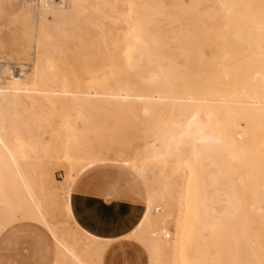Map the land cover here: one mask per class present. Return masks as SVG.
Listing matches in <instances>:
<instances>
[{
	"label": "bare ground",
	"instance_id": "bare-ground-1",
	"mask_svg": "<svg viewBox=\"0 0 264 264\" xmlns=\"http://www.w3.org/2000/svg\"><path fill=\"white\" fill-rule=\"evenodd\" d=\"M162 1L0 0V20L4 7L14 14L10 41L0 38V131H48L50 117L76 116L65 139L38 137L31 151L0 136V236L41 227L44 264L102 263L112 239L84 229L69 192L103 161L143 181L145 213L127 238L149 264H264V15H232L234 0H208L219 16H155L167 12ZM59 94L65 112L37 101ZM116 110L129 128L150 131L128 155L104 147L98 159L87 151L88 117Z\"/></svg>",
	"mask_w": 264,
	"mask_h": 264
},
{
	"label": "rangeland",
	"instance_id": "rangeland-1",
	"mask_svg": "<svg viewBox=\"0 0 264 264\" xmlns=\"http://www.w3.org/2000/svg\"><path fill=\"white\" fill-rule=\"evenodd\" d=\"M189 1V2H188ZM236 3L234 4V8L236 10L235 13H232V15H238V16H260L264 15V4H262L261 1L264 0H234ZM252 2V3H251ZM259 3L260 5H258ZM162 5L167 9V12L164 14H155V16H172L176 18H184V17H210V16H219L220 13L216 12L215 9L218 7L216 3H212L208 0H180V3L178 5H171L168 1L163 0ZM209 5V7H208ZM263 5V6H262ZM171 8H169V7ZM211 6V7H210ZM260 6V7H259ZM191 7V8H190ZM174 8V9H172ZM215 8V9H214ZM172 9V10H170ZM177 9V10H176ZM195 9V11H194ZM201 9V10H200ZM186 11L184 12L185 15H183V12L180 11ZM180 11V12H179ZM195 12V13H193ZM205 12V13H204ZM13 12L11 10H8L7 7H4L2 11V18L0 20V38L1 41L5 44H7L10 41L11 38V31L13 30L12 26H8V20H10V17H13ZM166 14V15H165ZM202 15V16H201ZM206 15V16H205ZM186 17V18H187ZM2 27V28H1ZM13 61V62H12ZM20 63L19 61H17ZM16 58H13L11 62H9V66L11 68V71L13 74H19V68L17 66ZM25 63V62H24ZM24 71L30 72L31 65L28 62L25 63ZM30 67V68H29ZM51 96V95H50ZM36 98H39L37 95ZM67 97L64 94H59L58 96H51V98H41L38 99L39 105L43 108L47 106L46 104L54 103L57 108H60L62 111L65 109L67 102ZM65 112V110H64ZM119 111L116 110L115 115H89L87 123L89 124L88 130L83 133L84 137L87 139L88 142V150L95 151L96 153L102 152L100 155H97L96 158L102 157L104 153V147L105 148H112V152H123V154L128 155L133 151V145L131 143H134L136 140L143 138L144 133H147L148 129H150L149 126L146 127H131L128 126V118L124 115L117 114ZM75 115H57L52 116L49 119L53 121V124L48 131H42L41 127L36 125H28L20 128L18 131H11V130H1L0 136L1 137H10L14 138L15 136L20 137L19 140L14 139L12 143L6 142V144L10 147L12 145L17 146L21 143H26L28 145V151H31V146H34L36 144V140L38 137H46L51 138L53 136H58L60 139H65L68 134L73 132L72 128L75 127L72 123L76 120ZM68 120V121H65ZM136 128V129H135ZM133 130V133L131 130ZM70 131V133H69ZM142 132V135H141ZM131 133V139L130 138ZM140 133V134H139ZM22 137V138H21ZM23 138H25L26 141H23ZM132 140V141H131ZM84 141V140H83ZM62 141L59 142V144ZM5 147L2 146L0 143V153L1 151H4ZM11 149V148H10ZM13 151H17V147L15 149L12 148ZM97 168H102L103 171L98 172V174L106 172L107 174H117L122 173L123 177L127 178L123 184H125L126 188L129 190L130 194L132 195V201L139 202L141 204V209L139 212V215L136 219L135 224L139 221L141 218L143 211H144V185L143 181L140 178H137L135 175L132 174L131 170L127 168L126 166L118 163V162H110V161H103L98 162L96 164H92L89 167L85 168L82 172L78 173L75 181L71 187V190L69 192V199L72 197V188L77 180L78 177L82 176L83 174L90 173L93 170H96ZM97 173V172H96ZM53 176L57 180L63 179L64 171L55 169L53 171ZM101 177H98V180L102 182L103 179H106V174L103 173V175H99ZM116 178L117 177H111ZM119 180V179H118ZM116 183V182H113ZM120 183V181H119ZM47 187L51 188L50 184L46 185ZM1 187V184H0ZM70 201V200H69ZM56 210V211H55ZM58 211V212H57ZM63 205L61 204V207L58 209L54 208L53 212L57 213H63ZM60 215V214H59ZM23 225L31 226V229H25V236L20 237L17 241H13V234L7 233L5 234L4 238V249L8 252L5 253L7 259L11 262V264H44L42 262L45 261V252H44V246L42 242H36L34 235H29L30 232L33 234H37L40 236H44L43 230L41 227L37 226L36 224H30V223H23ZM84 227V226H83ZM84 229L91 235L99 236L98 234L92 233L91 231L87 230L85 227ZM166 232L169 233V236L172 237V233L170 230H167ZM100 237V236H99ZM167 238L166 240L170 239ZM104 239L100 237V241H103ZM39 244V246H38ZM40 248V249H39ZM32 251L35 252V254H32ZM44 255V256H43ZM42 257V258H41ZM40 259V260H39ZM41 261V262H40ZM105 264H145V254L143 249L136 243L133 242H127L120 244L119 246L113 247L106 255L105 257Z\"/></svg>",
	"mask_w": 264,
	"mask_h": 264
},
{
	"label": "crops",
	"instance_id": "crops-1",
	"mask_svg": "<svg viewBox=\"0 0 264 264\" xmlns=\"http://www.w3.org/2000/svg\"><path fill=\"white\" fill-rule=\"evenodd\" d=\"M100 171H103V169L97 168L77 178L72 188V200L70 199L72 213L78 222L89 231L98 234L104 240H113V242L111 240L110 246L105 250L101 264H105V257L113 247L127 242L138 244L144 251L145 264H149V257L145 248L136 241L127 238V234L140 224L146 207L144 206L143 214L135 224L141 204L132 201V195L125 184H123L127 178L123 177L122 173L110 175L103 172L106 174L104 176L106 179H103L101 182L98 180V177H101L99 175H103V173L98 174ZM111 177H117L119 180ZM112 185H115V187ZM106 186L108 190L105 189L107 188ZM28 228L31 229V226H28L26 229ZM29 235L34 234L30 232ZM19 238L20 236H15L12 240L17 241ZM3 244L4 238L0 236V264L4 260L10 262L5 255L9 249L6 251ZM32 254L34 255L35 252L32 251Z\"/></svg>",
	"mask_w": 264,
	"mask_h": 264
},
{
	"label": "snow or ice",
	"instance_id": "snow-or-ice-1",
	"mask_svg": "<svg viewBox=\"0 0 264 264\" xmlns=\"http://www.w3.org/2000/svg\"><path fill=\"white\" fill-rule=\"evenodd\" d=\"M57 2H58V0H48V5L49 6H54L55 3H57Z\"/></svg>",
	"mask_w": 264,
	"mask_h": 264
},
{
	"label": "built area",
	"instance_id": "built-area-1",
	"mask_svg": "<svg viewBox=\"0 0 264 264\" xmlns=\"http://www.w3.org/2000/svg\"><path fill=\"white\" fill-rule=\"evenodd\" d=\"M164 238H165V239H167V238H168V236L166 235Z\"/></svg>",
	"mask_w": 264,
	"mask_h": 264
}]
</instances>
